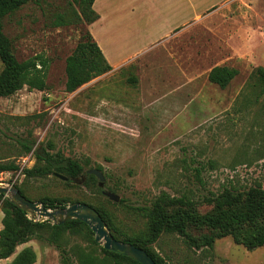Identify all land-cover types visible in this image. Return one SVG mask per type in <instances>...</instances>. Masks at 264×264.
I'll use <instances>...</instances> for the list:
<instances>
[{
    "label": "rangeland",
    "instance_id": "1",
    "mask_svg": "<svg viewBox=\"0 0 264 264\" xmlns=\"http://www.w3.org/2000/svg\"><path fill=\"white\" fill-rule=\"evenodd\" d=\"M117 1L130 2L129 12L134 13L130 33L120 42L132 49L122 52L142 49L153 73L140 75L143 85L158 86L152 77L160 76L164 67L174 71L187 63L185 69L198 76L194 100L190 105L177 101L168 114L160 115L151 104V91L148 97L140 96L141 85L132 70L136 63L128 61L124 68L67 92L65 58L87 25L78 21L73 0L29 2L3 19V33L18 61L47 60L46 88L23 86L0 97V163L18 167L0 173V183L17 186L33 202L49 197L65 206L82 202L98 207L108 213L116 236L144 237L150 225L146 216L161 193L190 199L204 214L212 208L206 198L223 187L243 191L264 185V93L249 78L255 68L264 67V0H198L199 9L212 4L215 11L201 12L195 22L190 17L173 35H165L158 0ZM170 54L174 57L168 58ZM219 65L238 71L224 90L206 79L209 69ZM208 100L217 104L208 105ZM22 144L31 150L25 153ZM41 150L55 159H73L85 171L100 168L102 187L98 180L94 186L84 185L85 176L71 182L52 174L25 176V170L44 165L34 157ZM97 188L119 200L107 199ZM2 217L0 200V229ZM38 233L0 264H8L25 247L35 252L34 264H61L60 251L46 240L48 228ZM65 239L62 248L69 255L79 247L102 256L101 245L85 228L66 233ZM147 246L162 264H264V247L246 250L230 237L216 239L208 250L162 233Z\"/></svg>",
    "mask_w": 264,
    "mask_h": 264
},
{
    "label": "trees",
    "instance_id": "2",
    "mask_svg": "<svg viewBox=\"0 0 264 264\" xmlns=\"http://www.w3.org/2000/svg\"><path fill=\"white\" fill-rule=\"evenodd\" d=\"M34 1L36 0H0V63L2 64L0 97L11 96L23 86L38 91L46 88L47 60L36 57L18 61L13 54L10 40L3 33V19L25 4ZM93 1L73 0L79 9L78 21L89 25L98 18L92 9ZM110 70L111 67L99 47L88 30H85L71 54L65 58V90L73 92ZM237 74L238 71L235 68L215 66L209 70L207 80L221 90L225 89ZM249 78L260 86V93H264V67L255 68ZM22 147L25 153L31 150V146L22 144ZM34 157L36 163L44 162V165L25 170V176L62 175L69 182L79 176H85L84 185L94 186L97 183V178L87 174L88 170L85 171L83 166L73 159H55L44 151L41 153L36 151ZM17 169L18 167L13 163H0V173ZM97 169L101 171L100 168ZM17 189L23 196L21 190L18 187ZM101 191L97 188L99 194ZM0 200L3 214L0 229V261L11 257L16 247L25 243L31 236H39L40 229L48 228L49 235L46 240L60 251L61 264H74L71 256L75 264H139L128 257L103 248H101L102 256L100 257L85 252L79 247H73L69 255L68 251L62 248L63 243H66L65 234L75 233L80 228H85L92 235L93 233L85 223L78 220H71L62 225L48 224L47 221L33 222L28 219L25 212L11 204L7 197L0 194ZM206 201L212 208L203 214L196 210L192 200L161 193L153 202L152 211L146 216L150 220V225L144 237L116 236L112 232V222L108 213L98 207L87 205L99 213L114 239L142 249L156 264L162 263L147 245L154 243L162 233L176 234L196 249L211 250L214 241L223 237H230L234 244L246 250L264 247V185L249 187L243 191L233 189L231 186L223 187L219 193L206 198ZM41 203L46 209L65 207L63 201L58 198L44 197ZM192 231L197 233L193 235ZM35 261V252L30 247H25L8 264H34Z\"/></svg>",
    "mask_w": 264,
    "mask_h": 264
},
{
    "label": "crops",
    "instance_id": "3",
    "mask_svg": "<svg viewBox=\"0 0 264 264\" xmlns=\"http://www.w3.org/2000/svg\"><path fill=\"white\" fill-rule=\"evenodd\" d=\"M158 1L161 10V22L163 21L165 27L167 28L165 35H173L176 33L178 31L176 28L179 25L185 24L190 17H192V21L195 22L196 20H199L201 12L205 11V15H208L212 11H215L214 8H211L212 4L203 9H199L198 5H196L198 0ZM129 7L130 2L128 1H126L125 4H119V1L117 0H94L92 3V9L98 15V18L91 24L87 25V30L110 65L111 70L109 72L113 73L124 68L127 61L136 63L132 70L136 75L137 85H141L140 90L142 94H140V96L148 97L149 94H151V97H153L151 104L158 107L157 112H159L160 115L168 114L169 111L167 110H169V107L176 105L177 101L181 100L187 103V105H190L192 100H194L192 97L194 90L198 92V76L193 69H185L187 63L182 65V67L179 65L175 66L174 71H171L168 67H164L160 72V76L152 77V80H154V78L158 80V86L153 85V87L147 88L143 85V79L140 76L145 74L146 71L151 73L150 68L145 65V61H143L142 58V53L144 51L142 49H138L127 55L122 52V49H126L125 51L132 49V47L128 44H120L122 36L130 33V20L132 19V15L134 13L132 9L131 13L129 12ZM211 9L214 10L211 11ZM121 57H125V59H122L120 62L116 60ZM172 57H174L172 54L168 56V58ZM223 66L224 65H219L217 67ZM208 83L218 87L209 81ZM167 103L168 105H166ZM208 103V105H216L217 100H208ZM175 112L176 110L171 113L174 114Z\"/></svg>",
    "mask_w": 264,
    "mask_h": 264
},
{
    "label": "water",
    "instance_id": "4",
    "mask_svg": "<svg viewBox=\"0 0 264 264\" xmlns=\"http://www.w3.org/2000/svg\"><path fill=\"white\" fill-rule=\"evenodd\" d=\"M87 174L94 175L98 180V187H102L104 178L97 169H90ZM56 177L63 181L67 180L62 175H56ZM0 194L29 215V219L33 222H37V219L41 218V220L50 221L52 224L62 225L71 220H78L87 225L94 235V241L104 250L128 257L139 264H156L142 249L114 239L99 213L87 204L72 202L64 208L46 209L41 202H33L22 196L16 186L3 183H0ZM101 194L113 202L119 200V196L112 192L102 190Z\"/></svg>",
    "mask_w": 264,
    "mask_h": 264
}]
</instances>
